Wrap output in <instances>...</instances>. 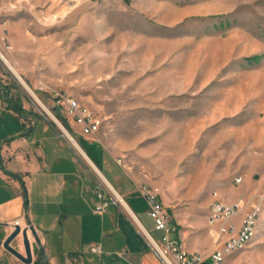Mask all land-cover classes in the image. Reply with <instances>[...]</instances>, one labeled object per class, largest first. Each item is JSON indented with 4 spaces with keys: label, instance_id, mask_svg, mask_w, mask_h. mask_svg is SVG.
Listing matches in <instances>:
<instances>
[{
    "label": "rangeland",
    "instance_id": "1",
    "mask_svg": "<svg viewBox=\"0 0 264 264\" xmlns=\"http://www.w3.org/2000/svg\"><path fill=\"white\" fill-rule=\"evenodd\" d=\"M0 49L19 72L0 57L14 102L75 139L52 90L93 108L98 136L185 216L260 201L247 247L229 254L264 264V0H0Z\"/></svg>",
    "mask_w": 264,
    "mask_h": 264
},
{
    "label": "crops",
    "instance_id": "2",
    "mask_svg": "<svg viewBox=\"0 0 264 264\" xmlns=\"http://www.w3.org/2000/svg\"><path fill=\"white\" fill-rule=\"evenodd\" d=\"M19 54L16 50L13 58L20 61ZM3 88L0 81V264H27L4 246L16 219L23 227L28 221L35 226L47 257L45 263L39 256L42 264H162L153 242H161L162 231L155 227L137 188L142 183L157 187L168 206L176 226L172 236L188 251L210 253L215 241L208 221L210 207L208 213L185 216L184 208L170 202L154 178L120 163L103 137L83 133L64 115L81 151L55 119L30 108L24 99L14 102L12 92ZM101 174L118 198L108 190L110 204L96 212L97 189L105 181ZM241 219L242 214L235 217L238 224ZM96 243L102 252L90 250ZM12 244L24 252L19 239ZM231 250L220 264L243 263L244 254H229Z\"/></svg>",
    "mask_w": 264,
    "mask_h": 264
},
{
    "label": "built area",
    "instance_id": "3",
    "mask_svg": "<svg viewBox=\"0 0 264 264\" xmlns=\"http://www.w3.org/2000/svg\"><path fill=\"white\" fill-rule=\"evenodd\" d=\"M52 96L55 104L65 106V115L72 122L78 124L83 133L91 136L107 133L103 129L104 118L93 108L82 104L76 97L60 90H52ZM118 161L123 163L122 158H118ZM241 180L242 176L236 178L238 182ZM107 185L103 181V184L97 189L100 201L94 208L96 212L105 211L111 202V198L108 197L107 192L109 189L112 190V188ZM137 188L149 206V214L154 220L155 227L162 231L161 242L153 240L162 257V264H220L221 252H224V249L229 245L242 244V249L247 247L245 245V234L252 227L253 219L257 216V208L260 201H254L249 198H239L231 201L214 200L210 206L208 221L215 241L210 253L206 255L203 251H188L176 237L172 236V233L176 230V226L171 223L170 210L159 197L157 187L149 183H142ZM112 191L114 192V190ZM117 198L118 196L116 195ZM238 214H242L239 224L235 220ZM11 224L13 229L17 224L23 227L20 219L14 220ZM90 250L102 252V247L99 243H96L90 246Z\"/></svg>",
    "mask_w": 264,
    "mask_h": 264
},
{
    "label": "water",
    "instance_id": "4",
    "mask_svg": "<svg viewBox=\"0 0 264 264\" xmlns=\"http://www.w3.org/2000/svg\"><path fill=\"white\" fill-rule=\"evenodd\" d=\"M17 75L21 79V81H23L22 76L20 74ZM28 88L32 91L30 87ZM47 112L50 113L54 117L55 121L62 126V123L55 118V116L51 113L50 110L47 109ZM29 232H31V234L35 239L36 257L39 256L45 257V263H46L47 257L45 255L44 246L41 243V239L35 229V226L30 221H28V224L24 227H21V225L19 224L15 225L14 229L10 232V234L7 236V238L4 241L5 248L10 252H12L14 255H16L23 262L27 264H32L37 258H35L34 256V252H33L34 246L30 238ZM16 239H19L22 242L24 247V252L20 251L17 247H15L12 244V242Z\"/></svg>",
    "mask_w": 264,
    "mask_h": 264
},
{
    "label": "bare ground",
    "instance_id": "5",
    "mask_svg": "<svg viewBox=\"0 0 264 264\" xmlns=\"http://www.w3.org/2000/svg\"><path fill=\"white\" fill-rule=\"evenodd\" d=\"M75 1H78V0H75ZM0 53L2 54V56H0L2 59H3V61L5 60L6 61V63L8 64V66L11 68V70H14V71H16V73H19L18 72V70H17V68L12 64V62H11V60L5 55V54H3V52L1 51V49H0ZM23 79V78H22ZM23 82L25 83V81H24V79H23ZM26 84V83H25ZM27 87H29L28 85H26ZM29 89V88H28ZM32 92V94H34V96L36 97V95H35V93L33 92V90L31 91ZM63 127V126H62ZM64 128V127H63ZM64 130L66 131V133L70 136V133L66 130V128H64ZM71 138H72V135L70 136ZM73 139V142L76 144V146L78 147V148H80L81 149V147H80V145L74 140V138H72ZM81 151H82V149H81ZM101 176H102V178L105 180V182L108 184V186L111 188V185L109 184V182L105 179V177L101 174ZM121 199V198H120ZM256 224H257V220H256V218L254 217V219H253V223H252V227L250 228V229H248V232H247V234H245V245H247L248 244V242L250 241V239L252 238V234H253V231H254V229H255V227H256ZM21 244V243H20ZM230 249H242V244H235V245H229L228 247H226V249H224V252H221V256H220V263H222L223 261H224V259H225V254H226V252L228 251V250H230Z\"/></svg>",
    "mask_w": 264,
    "mask_h": 264
},
{
    "label": "trees",
    "instance_id": "6",
    "mask_svg": "<svg viewBox=\"0 0 264 264\" xmlns=\"http://www.w3.org/2000/svg\"><path fill=\"white\" fill-rule=\"evenodd\" d=\"M60 108H61V107L58 106V109H60ZM17 109H18V110H21V109H19V108H17ZM57 113H58V116H59V117L61 118V120L63 121V123H64V124L68 127V129L70 130L66 118H65L64 116H61L60 113H59V111H57ZM79 141H80V143H82L81 140H79ZM34 264H42V262H41V258H40V257L37 258V259L34 261Z\"/></svg>",
    "mask_w": 264,
    "mask_h": 264
}]
</instances>
